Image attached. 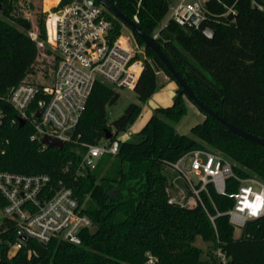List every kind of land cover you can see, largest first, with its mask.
Segmentation results:
<instances>
[{"label": "trees", "instance_id": "obj_1", "mask_svg": "<svg viewBox=\"0 0 264 264\" xmlns=\"http://www.w3.org/2000/svg\"><path fill=\"white\" fill-rule=\"evenodd\" d=\"M58 1L42 0L43 10ZM70 1L60 0L58 6ZM109 1L129 19L136 15L144 34L152 37L158 30L155 42L199 101L234 126L264 139V9L253 8L251 0H236L234 20L219 17L210 21L214 34L208 39L188 23L170 20L158 29L174 0ZM18 4V0H0L1 94L20 82L44 85L35 83L37 78L47 79L46 68L40 77L34 68L39 43L52 54V76L58 62L56 53L44 43L45 15L37 20L36 38H32L33 23L22 15ZM207 6L217 15L225 12L222 5L211 2ZM121 29L120 21H114L111 39ZM144 51L149 62L144 63L133 88L138 103L128 104L110 125L106 107L114 105L119 95L101 81L92 87L72 133L74 142L65 143L60 150H40L38 143L29 140L33 129L27 121L19 125L6 119L0 125V171L47 174L52 185L60 182L73 190L92 222L91 229L81 231L79 246L55 240L41 245L28 239L10 256L7 242L14 238L4 233L0 235V264H147L146 253L156 258L153 264H216L211 252L218 247L231 264H264V217L248 221L234 238L224 214L234 202L230 197L237 188L234 180H227L224 195L208 185L209 197L200 194L205 209L200 204L190 208L169 202L176 176L169 164L195 149L218 151L235 163V175L264 182V146L231 133L197 108L177 85L171 104L155 107L131 139L119 142L115 156H103L83 176L76 173L84 151L81 144H96L105 129H114L116 135L124 133L138 118L146 99L163 87L157 72L174 82L158 57L147 47ZM186 100L204 118L187 134H179L175 125L186 114ZM7 114L9 118L10 111ZM197 238L210 244L206 257L194 245Z\"/></svg>", "mask_w": 264, "mask_h": 264}, {"label": "built area", "instance_id": "obj_2", "mask_svg": "<svg viewBox=\"0 0 264 264\" xmlns=\"http://www.w3.org/2000/svg\"><path fill=\"white\" fill-rule=\"evenodd\" d=\"M211 2L224 6L225 12L215 14L207 6ZM227 2L224 5L223 0H174L158 29L166 27L170 20L191 24L192 17L197 19L193 25L196 29L200 22L209 24L219 17L230 22V14L233 21L236 0L231 5ZM58 3L44 13V43L58 56L51 83L39 86L20 82L6 94L0 93V125L6 119L11 124L27 121L33 129L29 140L38 143L40 150L48 148L41 144L45 136L61 141L62 145L74 142L72 133L96 81L133 91L138 71L149 62L144 47L136 43L129 30V34L123 32L126 27L121 22L120 34L111 39L114 21L118 19L96 0H72L61 6ZM251 6L262 11L264 0H251ZM132 21L138 23L136 15ZM152 37H158V30ZM9 111L11 116L7 118ZM109 132V139L81 144L84 151L76 169L79 176L95 169L103 156L117 154L120 136L112 128ZM169 166L190 192L183 197L185 206L200 204L205 209L200 194L209 197L208 185L224 195L227 180L232 179L237 183L236 191L230 195L234 202L224 214L233 230L242 231L248 221L264 217V182L254 176L235 175L233 164L220 154L195 149ZM0 196L4 200L0 206V235L10 233L14 238L7 242L8 256L21 249L28 239L41 245L55 240L79 246L81 231L92 227L73 190L60 182L52 185L47 174L0 171ZM169 202L178 203L171 197ZM211 254L216 264H231L221 248ZM146 259L147 264L156 261L149 253Z\"/></svg>", "mask_w": 264, "mask_h": 264}, {"label": "rangeland", "instance_id": "obj_3", "mask_svg": "<svg viewBox=\"0 0 264 264\" xmlns=\"http://www.w3.org/2000/svg\"><path fill=\"white\" fill-rule=\"evenodd\" d=\"M18 6L22 12V15L33 23V27L29 31V35L32 38H36L37 34V20L39 17H41L50 7L45 6L44 10L42 7V0H18ZM165 19V18H164ZM45 20V16H44ZM44 25V21H43ZM45 45L39 43L38 44V57L36 60V63L34 65V68L36 70V75L38 77L42 76V70L43 68H46L47 72V79L37 78L35 80V83L37 84H50L52 81V54H48L45 51L44 47ZM49 77V78H48ZM158 81L164 85L163 82L170 81L167 76H165L162 72H158L157 74ZM34 81V80H32ZM177 86L175 84V90ZM116 92L119 95V98L117 102L114 105L107 106L106 107V122L107 125H110L113 120H115L117 117H119L124 109L128 106L130 103H138V100L136 98V93H134L132 90H128L125 88H115ZM175 92V91H174ZM173 90L168 89L166 86L162 87L159 92L154 93L152 96L148 97L146 99V102L142 104L141 112L138 116V118L134 121L132 125H130L127 130L124 133L119 134L121 141H127L132 138L133 134H135L145 123L147 115L144 108V105H150V106H156V107H164L169 104H171L173 95ZM187 102V109L186 114L181 118V120L175 125V130L179 134H187L189 132V129L194 126L197 123H200L204 115L201 111H199L192 103H190L188 100ZM150 108V107H149ZM143 110V113H142ZM148 110V109H147ZM153 109H150V114H152ZM220 154L218 151L215 152ZM223 156L222 154H220ZM225 158V156H223ZM227 159V158H226ZM228 161H232V159H227ZM232 163V162H231ZM232 164L235 165L233 162ZM173 187L169 191V195L171 198L174 199V201L178 202L179 204H183L186 201L183 200V197H187V191L184 188L183 181L179 179L177 176L173 178ZM190 204L193 206V203L190 202ZM239 229L233 230V236L234 238L239 237L240 235ZM195 246L200 248L203 252V256L206 257L208 255L209 250L211 249L209 243L202 242L199 238L194 243Z\"/></svg>", "mask_w": 264, "mask_h": 264}, {"label": "water", "instance_id": "obj_4", "mask_svg": "<svg viewBox=\"0 0 264 264\" xmlns=\"http://www.w3.org/2000/svg\"><path fill=\"white\" fill-rule=\"evenodd\" d=\"M98 3L103 5L109 12H111L117 19L120 21L123 25H125L126 28L123 29V32L125 34H129V31L133 35H137L143 42L144 47L149 48L161 61V63L164 65L165 69L168 71V73L171 75V77L174 80V83L181 89V92L189 99L191 100L197 108H199L204 114L209 116L210 118L216 120L219 122L222 126H224L227 130H229L231 133L239 136L240 138H243L245 140H248L252 143L264 146V139L257 137L255 135H252L236 126L231 124L230 122L226 121L221 116L217 115V113L213 112L211 109L207 108L201 101L197 99L191 88L185 83V81L181 78V76L178 74V72L174 69L171 62L168 60V58L164 55V53L161 51L157 43L155 42V39L153 37L148 36L143 33V31L140 29V27L134 23L131 19L126 17L124 14H122L115 5L110 2L109 0H96ZM233 15L230 14L227 17L228 21H231L233 19ZM191 25H195L197 23L196 18H190ZM197 29L208 39H211L213 37V29L211 26L202 21L198 24ZM129 30V31H128ZM23 124V120L19 121V125ZM111 136V133L109 130L105 129L104 131V138L109 139ZM41 144H45L48 148L60 150L62 148V142L55 140L52 137L45 136L41 140ZM24 240V237L21 238Z\"/></svg>", "mask_w": 264, "mask_h": 264}, {"label": "crops", "instance_id": "obj_5", "mask_svg": "<svg viewBox=\"0 0 264 264\" xmlns=\"http://www.w3.org/2000/svg\"><path fill=\"white\" fill-rule=\"evenodd\" d=\"M59 2V1H58ZM57 2V3H58ZM56 3V4H57ZM56 4H54V5H56ZM53 5V6H54ZM164 83V85H163V87L164 86H166L168 89H170V90H173V92L175 91V83L174 82H172V81H167V82H163ZM162 88V87H161ZM161 88L160 89H157L155 92H153L150 96H152L154 93H156V92H159L160 90H161ZM174 94H175V92H174ZM174 96V95H173ZM185 104H186V109H187V102H185ZM170 105V104H169ZM168 106V105H167ZM150 107V108H149ZM156 106L154 105V106H146V105H144V108H143V110L145 109V111H146V115H147V118H146V120L149 118V116L151 115L150 113V109H154ZM148 109V110H147ZM143 110H142V113H143Z\"/></svg>", "mask_w": 264, "mask_h": 264}, {"label": "bare ground", "instance_id": "obj_6", "mask_svg": "<svg viewBox=\"0 0 264 264\" xmlns=\"http://www.w3.org/2000/svg\"><path fill=\"white\" fill-rule=\"evenodd\" d=\"M138 70H139V69H138ZM141 70H142V68H141ZM141 70L138 71L139 74H140ZM139 74H138V77H139ZM134 86H135V85H134ZM134 86H133V88H134Z\"/></svg>", "mask_w": 264, "mask_h": 264}]
</instances>
